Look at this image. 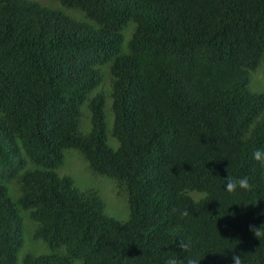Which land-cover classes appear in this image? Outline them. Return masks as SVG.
I'll return each mask as SVG.
<instances>
[{"label":"trees","instance_id":"trees-1","mask_svg":"<svg viewBox=\"0 0 264 264\" xmlns=\"http://www.w3.org/2000/svg\"><path fill=\"white\" fill-rule=\"evenodd\" d=\"M57 1L0 0V264H164L189 237L200 264H264V0ZM69 148L125 220L55 171ZM24 233L48 252L19 263Z\"/></svg>","mask_w":264,"mask_h":264},{"label":"rangeland","instance_id":"rangeland-1","mask_svg":"<svg viewBox=\"0 0 264 264\" xmlns=\"http://www.w3.org/2000/svg\"><path fill=\"white\" fill-rule=\"evenodd\" d=\"M37 1H40L44 5H47L52 8H60L62 11L69 14V8H62L63 5L57 0ZM84 20L88 19L84 16ZM249 88L252 90L256 89L258 91L264 92L263 65L259 69H257L254 74H251ZM82 110L84 113V107ZM84 117H82V122H80L79 124V129L82 132H85L89 129V121L86 123ZM108 122L111 123V119H108ZM108 138L109 141H111L112 138L110 139V136ZM113 145L115 146L116 144ZM55 171L59 175H69L73 184L78 188L95 192L103 200L105 212L107 214L121 220H125L128 217V204L126 193L116 186L115 181L111 177L107 175H99L93 173L92 170L89 168L86 160L77 149H65L63 162L55 168ZM25 235L26 233H24L23 235L22 249L18 252L17 255L19 263L23 252H25L26 250L34 251L35 253L48 252V248L44 244L41 250L36 249L32 244L28 242V239L25 237ZM41 245L42 244H39V247Z\"/></svg>","mask_w":264,"mask_h":264},{"label":"clouds","instance_id":"clouds-1","mask_svg":"<svg viewBox=\"0 0 264 264\" xmlns=\"http://www.w3.org/2000/svg\"><path fill=\"white\" fill-rule=\"evenodd\" d=\"M252 159L256 161L260 167L264 168V148H256L252 152ZM225 181V191L228 193H236L237 190L251 191L253 185L248 176L234 177L230 173ZM181 220L189 216L187 209H174ZM250 231L259 238L261 241H264V226L259 228L255 226H250ZM177 247L180 250L179 254H169L164 261V264H200L196 256L193 255V243L191 238L181 239L178 241ZM234 264H244V260L241 255H233L232 257Z\"/></svg>","mask_w":264,"mask_h":264}]
</instances>
